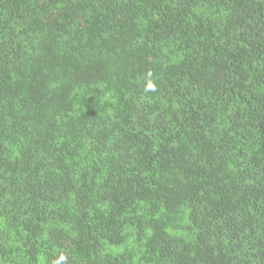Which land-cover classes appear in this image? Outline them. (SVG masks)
I'll return each mask as SVG.
<instances>
[{
    "label": "trees",
    "instance_id": "1",
    "mask_svg": "<svg viewBox=\"0 0 264 264\" xmlns=\"http://www.w3.org/2000/svg\"><path fill=\"white\" fill-rule=\"evenodd\" d=\"M0 264H264V0H0Z\"/></svg>",
    "mask_w": 264,
    "mask_h": 264
},
{
    "label": "clouds",
    "instance_id": "2",
    "mask_svg": "<svg viewBox=\"0 0 264 264\" xmlns=\"http://www.w3.org/2000/svg\"><path fill=\"white\" fill-rule=\"evenodd\" d=\"M150 89L153 87L151 84H149V86H148ZM63 257H61V259H62Z\"/></svg>",
    "mask_w": 264,
    "mask_h": 264
}]
</instances>
